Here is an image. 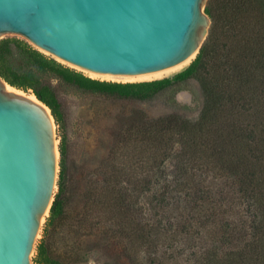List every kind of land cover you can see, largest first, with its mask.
I'll return each mask as SVG.
<instances>
[{
	"label": "trees",
	"instance_id": "trees-1",
	"mask_svg": "<svg viewBox=\"0 0 264 264\" xmlns=\"http://www.w3.org/2000/svg\"><path fill=\"white\" fill-rule=\"evenodd\" d=\"M205 13L212 23L194 61L153 81L93 79L25 41L0 40V77L58 125L54 81L163 111H124L115 142L78 173L62 139L35 264H264V0H209ZM183 90L195 107L176 100Z\"/></svg>",
	"mask_w": 264,
	"mask_h": 264
},
{
	"label": "water",
	"instance_id": "water-1",
	"mask_svg": "<svg viewBox=\"0 0 264 264\" xmlns=\"http://www.w3.org/2000/svg\"><path fill=\"white\" fill-rule=\"evenodd\" d=\"M208 1L0 0V40L33 44L94 79L159 80L198 55L211 27ZM6 85L0 77V264H35L58 191L60 145L51 111ZM176 100L196 106L189 90Z\"/></svg>",
	"mask_w": 264,
	"mask_h": 264
},
{
	"label": "rangeland",
	"instance_id": "rangeland-1",
	"mask_svg": "<svg viewBox=\"0 0 264 264\" xmlns=\"http://www.w3.org/2000/svg\"><path fill=\"white\" fill-rule=\"evenodd\" d=\"M207 17L209 22L212 23L211 18L208 15ZM29 45L50 56L39 50L35 45ZM54 85H56L57 92L63 102L65 113L62 124L58 125L54 120L55 136L59 145L62 139L66 142L68 167L71 174L82 170L84 161L91 165H96L99 162L107 147L116 140L122 123L119 115L124 111L128 113V116L137 114V118L140 117L136 111L140 110H143L151 117H156L163 113L157 107L150 108L136 104L124 106L113 99L85 93L73 87L59 84L56 81H54ZM24 93L29 94L31 92ZM215 182L220 183L222 180L219 179ZM73 208L74 205L70 208V215L73 214ZM87 264L96 263L91 261Z\"/></svg>",
	"mask_w": 264,
	"mask_h": 264
},
{
	"label": "bare ground",
	"instance_id": "bare-ground-1",
	"mask_svg": "<svg viewBox=\"0 0 264 264\" xmlns=\"http://www.w3.org/2000/svg\"><path fill=\"white\" fill-rule=\"evenodd\" d=\"M6 89H7V91H9V92L22 94V95H25V96L29 97V98L32 99L33 101H36V99H35V97H34V95H33L32 93L26 94V93H24V92H22V91H18V90H16V89L10 87L9 85H6ZM46 110H47V112L50 114L49 109L46 108Z\"/></svg>",
	"mask_w": 264,
	"mask_h": 264
}]
</instances>
